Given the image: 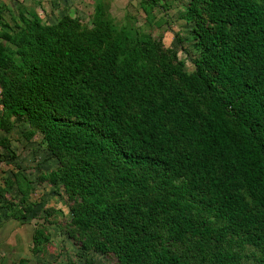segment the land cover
Segmentation results:
<instances>
[{"label": "trees", "instance_id": "obj_1", "mask_svg": "<svg viewBox=\"0 0 264 264\" xmlns=\"http://www.w3.org/2000/svg\"><path fill=\"white\" fill-rule=\"evenodd\" d=\"M182 17L195 40L189 73L100 7L91 29L31 17L4 34L14 50H0V132L16 119L25 140L39 135L59 165L47 181L76 198L68 224L83 252L264 264V0H189ZM17 185L9 213L20 219L32 205Z\"/></svg>", "mask_w": 264, "mask_h": 264}, {"label": "rangeland", "instance_id": "obj_2", "mask_svg": "<svg viewBox=\"0 0 264 264\" xmlns=\"http://www.w3.org/2000/svg\"><path fill=\"white\" fill-rule=\"evenodd\" d=\"M142 0H0V50L11 54L13 45L4 34L13 35L23 23L36 17L52 26L62 17L92 28L97 8L111 19L114 28L129 26L139 35L158 40L173 53V63H182V71L193 70L195 56L191 23L182 15L189 0H146L152 7L143 13ZM11 58H14L13 56ZM3 108L0 103V115ZM9 133L0 132L7 148H0V264H115L111 255L83 252L69 226L70 207L76 202L56 183L54 189L47 175L58 163L39 144V135L25 140L24 122L11 119ZM26 184V203L32 205L24 217H10L9 208L20 206L17 179ZM24 180V181H22ZM38 240V243H36ZM184 254L182 248H176ZM247 254H257L251 250ZM186 258H189L186 256ZM243 264H252L251 260Z\"/></svg>", "mask_w": 264, "mask_h": 264}]
</instances>
